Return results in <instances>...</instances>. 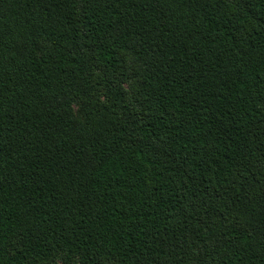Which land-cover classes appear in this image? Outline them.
Returning <instances> with one entry per match:
<instances>
[{
    "label": "trees",
    "instance_id": "trees-1",
    "mask_svg": "<svg viewBox=\"0 0 264 264\" xmlns=\"http://www.w3.org/2000/svg\"><path fill=\"white\" fill-rule=\"evenodd\" d=\"M0 264H264V0H0Z\"/></svg>",
    "mask_w": 264,
    "mask_h": 264
}]
</instances>
